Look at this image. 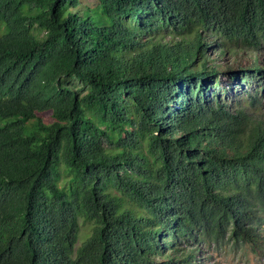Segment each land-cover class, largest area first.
Returning a JSON list of instances; mask_svg holds the SVG:
<instances>
[{
    "label": "trees",
    "instance_id": "1",
    "mask_svg": "<svg viewBox=\"0 0 264 264\" xmlns=\"http://www.w3.org/2000/svg\"><path fill=\"white\" fill-rule=\"evenodd\" d=\"M96 1L0 0V264H197L257 243L259 81L230 90L206 54L264 50V0Z\"/></svg>",
    "mask_w": 264,
    "mask_h": 264
},
{
    "label": "rangeland",
    "instance_id": "2",
    "mask_svg": "<svg viewBox=\"0 0 264 264\" xmlns=\"http://www.w3.org/2000/svg\"><path fill=\"white\" fill-rule=\"evenodd\" d=\"M96 3V0H80V5L74 10H79L82 12L83 10L94 8ZM95 15L98 16L96 13ZM178 38L179 37H176L175 40ZM170 39L173 38H166V40ZM205 41L211 42L212 39L210 37H205ZM223 50L225 51L208 49L206 56L209 59V63L218 66L221 70V73H224V75H222L220 78L221 83L227 86V88L230 90H232L230 85L235 87V85L242 83L243 86L246 87L247 84L255 83L256 80L259 81L260 86L258 89L260 91L259 96L261 98L262 109L252 110L250 107H248V111L251 114V118L255 122H259L264 127V86H261L263 85L264 75L257 76L255 79H248V77H244L245 74L247 75L250 73L249 71L253 69L252 67L258 68L264 73V50L253 51L248 48H224ZM230 71H235L237 75H240V78L235 80L231 79L229 77L230 75H228L231 73ZM248 90L250 91L251 88L248 87ZM232 94L233 93H231L230 96ZM231 99L232 100H228L229 105L237 108L239 98L232 97ZM50 114V112L44 113L45 120L48 122L51 121ZM38 115H41V113ZM262 218L263 220H261L260 224L258 225L259 241L257 243L244 248L236 247L234 249L224 247L218 249L204 247L202 251L198 253L197 264H264V214L262 215ZM92 232L93 227L84 226L81 231L80 242L90 236Z\"/></svg>",
    "mask_w": 264,
    "mask_h": 264
}]
</instances>
